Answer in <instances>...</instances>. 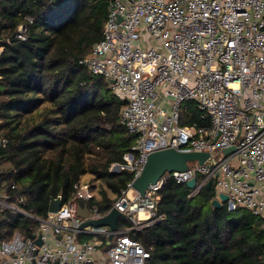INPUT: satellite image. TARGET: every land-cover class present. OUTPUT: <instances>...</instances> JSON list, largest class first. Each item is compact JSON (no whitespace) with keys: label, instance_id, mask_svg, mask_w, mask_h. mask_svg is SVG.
I'll return each mask as SVG.
<instances>
[{"label":"built area","instance_id":"obj_1","mask_svg":"<svg viewBox=\"0 0 264 264\" xmlns=\"http://www.w3.org/2000/svg\"><path fill=\"white\" fill-rule=\"evenodd\" d=\"M25 32L20 24L16 37ZM80 63L113 79L122 101L118 122L135 135L124 163L111 170L125 167L135 176L151 151L166 147L209 155L164 172L143 194L129 182L112 206L132 225L103 248L107 226L80 227L103 215L96 205H88L87 217L78 215V206L95 195L88 182H75L45 218L0 198V206L38 220L34 233L15 231L0 242V264H144L149 252L127 231L159 219V189L168 177L183 183L195 177L189 195L210 181L213 198L225 193L229 210L247 209L264 224V0H110L101 38ZM188 102L205 125L180 123L192 116ZM5 143L0 136V147ZM228 146L234 148L224 154Z\"/></svg>","mask_w":264,"mask_h":264},{"label":"trees","instance_id":"obj_2","mask_svg":"<svg viewBox=\"0 0 264 264\" xmlns=\"http://www.w3.org/2000/svg\"><path fill=\"white\" fill-rule=\"evenodd\" d=\"M110 0H0V198L45 218L51 196L65 202L90 176L86 203L106 213L134 174L124 163L135 135L118 122L122 101L80 60L101 38ZM26 26L25 38L16 37ZM11 35L15 39H10ZM192 116L202 122L193 102ZM200 179V175H197ZM13 186V187H12ZM26 188L19 197L16 191ZM168 177L159 189V219L128 230L149 252L144 264H264V224L244 208L211 204L214 187L194 195ZM118 229L132 223L119 217ZM38 220L0 206V242L34 233ZM108 246L102 237L101 248Z\"/></svg>","mask_w":264,"mask_h":264},{"label":"water","instance_id":"obj_3","mask_svg":"<svg viewBox=\"0 0 264 264\" xmlns=\"http://www.w3.org/2000/svg\"><path fill=\"white\" fill-rule=\"evenodd\" d=\"M10 39H15L13 35H11ZM109 83H113V79H109ZM234 146H228L222 148V152L226 154L230 150H232ZM209 153L206 151H193V150H183L176 149L174 147H166L158 150L151 151L147 160L144 163L140 172L135 175L130 181V187L138 191L140 194H143L145 189L150 183H154L164 172L178 170L182 171L187 168V161L198 160L199 163H202L207 157ZM195 177H191L186 181V185L188 188H193L195 185ZM211 182L208 181L205 186L209 187ZM26 188H21L16 191V196L19 197L23 192H25ZM220 200L217 198L211 199V204L220 207L223 202L227 199V195L225 193H221ZM61 192H59L56 196H51L48 203V211L54 212L56 211L61 204ZM78 215L85 218L89 213L88 205L82 204L78 206ZM124 214L118 210L117 207L112 206L106 213L97 218H87L80 223V227L86 225L93 226H102L105 225L108 227L109 232L107 235V243H110L112 240L114 233L118 231L117 221L119 217H123ZM30 237H34L33 234ZM35 242L37 244L41 243L39 237L35 238Z\"/></svg>","mask_w":264,"mask_h":264},{"label":"rangeland","instance_id":"obj_4","mask_svg":"<svg viewBox=\"0 0 264 264\" xmlns=\"http://www.w3.org/2000/svg\"><path fill=\"white\" fill-rule=\"evenodd\" d=\"M192 161H194V160H192ZM192 161H187V164H190V163H192ZM198 161V160H197ZM112 170L114 171V170H117L116 168H112ZM90 178V176L88 177V176H85V177H83V181L84 182H87L88 181V179Z\"/></svg>","mask_w":264,"mask_h":264},{"label":"crops","instance_id":"obj_5","mask_svg":"<svg viewBox=\"0 0 264 264\" xmlns=\"http://www.w3.org/2000/svg\"><path fill=\"white\" fill-rule=\"evenodd\" d=\"M127 229V228H126ZM125 230V229H124Z\"/></svg>","mask_w":264,"mask_h":264}]
</instances>
